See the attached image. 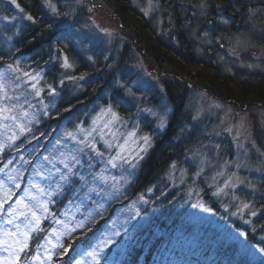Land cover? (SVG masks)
Returning a JSON list of instances; mask_svg holds the SVG:
<instances>
[{"label":"trees","instance_id":"16d2710c","mask_svg":"<svg viewBox=\"0 0 264 264\" xmlns=\"http://www.w3.org/2000/svg\"><path fill=\"white\" fill-rule=\"evenodd\" d=\"M61 1L51 0L60 11L66 3ZM98 1L132 34L134 42L125 43L120 52L106 54L101 43L88 45L87 48L74 47L78 35L75 30L82 25L74 19L68 23L63 17L53 16L51 10L45 6V0H17L24 9L23 12L19 9L17 12L7 0H0V70L7 68L9 64L19 63L24 70L40 72L49 67L46 61L50 52L54 55V49L62 47L76 64L71 74L86 77L78 85L65 81L61 97H50L46 87L41 98H37L39 101L28 97L30 103L35 101L39 105L34 112V119L31 118V122L26 125L32 131L20 134L14 144L5 143L0 150V168L5 171L7 165L19 169V163H23L17 182L25 186L37 157L42 159L43 156L53 153L57 139L63 142L65 132L75 130L74 126L81 120L86 121L97 108L106 107L108 103L115 105V97L124 96L125 89L119 87L120 83L136 89V85L132 83L137 78L133 70L137 60L135 53L146 54L157 68V75L163 74L162 85L160 84L162 96H156L158 90L154 88H140L136 96L142 103L127 98L128 103L116 110L122 118L130 120V125H138L141 133L153 135V147L144 154L136 174L128 177L130 183L123 185L122 198L107 204L103 218L97 217L88 227L96 228L98 224V230L93 231L89 240L77 243V249H89L91 241L103 238L102 234H107L106 229H109L119 231L120 235L113 237V242L104 248L105 255L112 252L120 264H261L264 259L252 254L251 248H264V240H261L264 237V211L256 217L246 212L244 219L226 221L223 217L227 213L220 208L222 199L215 197L211 192L213 187L207 184L209 175L202 173L195 177L193 153L201 149L208 153L207 156H212L215 152L204 134L203 124L191 120L192 89L187 85L190 79H197V75L186 70L191 67L206 70L210 79L214 80L207 81L206 89L218 96L235 100L249 94L255 100L264 99V73H245L242 70L229 74L219 70L211 50L201 42L217 36L214 32L217 26L208 28L204 24L202 14L191 6V1L194 0H162L163 5L170 11L171 20L168 25L163 23L158 29L150 19H145L131 7L132 0ZM204 1L205 6L199 10L212 11L213 15L218 16L216 9L210 7L209 2L212 0ZM225 7V12H219V15L225 20L228 19L226 22L229 31L233 27L232 20L239 11L227 2ZM243 9L244 5L240 8L241 16ZM26 15H32L36 23L24 19ZM5 16L9 17L8 21L3 19ZM68 24L72 26L71 33L63 28V25ZM62 33L70 38L59 39L58 43ZM89 56L93 57V61L88 60ZM106 56L110 59L106 60ZM53 76L56 77L57 90L61 91L59 80L62 77L58 72L50 71L44 80L51 83ZM25 88L22 86L17 92L13 82L9 81V93L16 92L15 95L20 96V90ZM162 100L171 110L168 113L170 128L166 135H155V121L149 125L147 121L150 119L144 114L138 115L137 109L145 106L157 107ZM40 101L47 105L46 109L42 108ZM65 107H71V111L65 112ZM180 127L187 130L183 142L173 135ZM33 134L39 138L38 143L33 139ZM254 138L264 151V132L256 133ZM66 143L69 149L73 147V142ZM226 153L230 154V150L222 143L217 156L221 157ZM3 162L6 163L1 167ZM172 163L177 165L174 172L170 169ZM184 168L187 173L178 176L179 169ZM118 171L119 168L112 169L115 175H119ZM123 176L127 177L128 173L125 171ZM261 176L259 174L258 178L256 176L252 180L253 184L259 186V191L250 193L247 188L241 187L233 193L240 201L254 200L255 207L252 210L264 205V181ZM10 187H13L14 192L19 191L12 185ZM149 188L151 192L148 191ZM191 189L195 194L189 197L187 191ZM141 196L148 201L147 204L140 201ZM65 202L59 203V206ZM196 202H203L212 210V215L216 217L214 223L206 219L189 218L195 210L192 205ZM133 209L139 210L140 216L132 220L131 224H125L124 221L129 215H135ZM246 220L248 223H245ZM113 222H116L117 227L110 229ZM132 225L136 226L135 230ZM125 227L131 233L132 239L126 240ZM230 230L238 233L239 239L232 236ZM241 232L246 233V237L239 235ZM119 248H123V255L118 251ZM56 262L58 261L55 257L53 264H58Z\"/></svg>","mask_w":264,"mask_h":264},{"label":"snow or ice","instance_id":"6c2138e0","mask_svg":"<svg viewBox=\"0 0 264 264\" xmlns=\"http://www.w3.org/2000/svg\"><path fill=\"white\" fill-rule=\"evenodd\" d=\"M9 3L19 9L20 12L24 11L17 0H9ZM45 6L51 10L53 16L68 18L83 10L84 4L83 0H72L71 12L58 10L51 0H45ZM204 6V4L200 5L201 8ZM159 8V0H147V8L142 9V11L145 16H148L157 12ZM23 18L33 24L36 23L32 15H26ZM3 19L8 21L9 17L5 16ZM12 19L15 18L13 17ZM63 28L69 33L73 31L70 24L63 25ZM98 28V25L92 24L88 26L87 30L76 29L75 33L78 35L73 46L87 48L88 45L97 43L96 30ZM102 31L104 36L111 35L107 30ZM65 38L70 37H66L62 33L58 38V43L59 39ZM236 44L238 45L239 41ZM235 46L233 47L235 48ZM54 53L53 55L50 52L49 59L46 61L49 67L42 69L40 72L24 70L19 63L15 65L9 64L4 72H0V124L3 125L6 132L12 126L19 128L21 135L24 132L32 131L26 125L19 123L20 120L29 117V113L24 110V104L20 102L21 99L29 108H32L28 97L34 94L36 98H39L45 92V87L50 97H61L65 81H72L78 85L79 81L86 79L85 75L76 76L71 74L76 68V64L65 53L64 48L57 47L54 49ZM105 59L108 60L110 57L106 56ZM88 60L93 61V57L89 56ZM108 66L111 67V65ZM249 67H252V65H249ZM50 71L58 72L62 77L59 80L61 91L57 90L55 76H53L51 83L44 80V77ZM6 81H12L16 89H21L22 85H27L31 91L22 90L20 96L10 95ZM119 87L125 89L124 96L115 97V105L108 103L106 107L102 106L93 118L91 128L85 130L78 125L75 131L64 133L63 142L61 139H57L56 150L49 155L43 156V163L34 168L31 176L28 177L27 186H22L21 183L17 182L20 176L19 170H17L15 176L5 173L4 178L0 179V252L5 253V255L0 256V264H53L54 258L57 256L61 259L62 264H100L102 258L106 260V264H120V261L114 257H101L104 248L113 242L112 238L120 235L119 231L106 229L107 234H102L103 238L98 239L95 243H90L88 245L89 250L86 252L77 249L76 245L79 241L69 243L74 234L82 233L97 217L103 218L104 212L107 210V204L122 198L123 185L130 183L128 177L136 174L139 162L143 160L144 154L153 147L154 136L148 134L138 136V125L134 127L133 131L128 132L127 136L120 133L117 126L124 125L126 121L116 110L118 107L128 103L127 98H132L137 100L138 103H142V100L136 96V92L140 88L152 90L153 85L148 81L137 78L135 90L124 83H120ZM40 103L42 108H47L43 101H40ZM216 107L220 106L216 105ZM159 109L157 111L153 107H138L137 114H146L147 117H151L152 120L147 121L149 125L153 121L156 122V126L153 129L155 135H166L170 128L168 112L171 110L166 103L160 104ZM64 111L70 112L71 107H65ZM199 115L198 112L193 119H199ZM186 131V128L180 127L178 131L173 133L174 138L183 142ZM228 131L231 134L232 130L229 129ZM78 133L81 135H78ZM93 133L99 134L102 138L104 136L110 137L104 143L109 153L113 154H110L106 160L104 159V153L97 150L95 146ZM216 135H220V133H216ZM17 139L18 137L15 133L8 137V140L12 141L13 144ZM33 139H36L37 143L39 142V138L34 134ZM234 140L236 147L241 150V155L245 159H250V152L256 149L255 143L247 142V137L242 141L240 136H236ZM67 141L73 142L72 148L69 149L67 147ZM130 145H134V147ZM216 147L219 148L220 146L216 145ZM256 150L258 151V158L264 156V152ZM195 155L202 156V153L197 150ZM21 160H23V157H21ZM208 163L209 160L206 157L202 158L200 160V170L196 175H200L204 171V166H207ZM100 164H103L104 167L100 171H96ZM228 164L229 162L225 161V166ZM47 165H51V167H47ZM235 166L238 169L246 167L243 162H237ZM109 167L111 169L124 168L128 176L122 175L119 179L116 176L109 177L105 175ZM170 169L171 172L176 171L177 165L172 163ZM255 170L261 171L260 168ZM0 172H4V169L0 168ZM171 172L169 173L170 175ZM224 176L225 172L218 171L216 176L212 177V180L215 182L217 177ZM261 179L264 181V174H262ZM41 181L44 183H41ZM10 185L19 191L14 192L13 187H10ZM241 186L246 187L250 193L259 191V186L249 180L241 179L237 173L233 172L223 180V187H216L213 195L226 196L228 195V190ZM148 191L151 192V188ZM20 192L23 195H20ZM194 194L191 191L188 193L189 197ZM233 199L237 200L238 197L233 195ZM65 200L67 203L64 204V211L57 209L55 213L51 212L50 205L58 204ZM140 201L144 204L148 203L143 196L140 197ZM192 207H199L201 211L206 213H211L212 211L203 203L193 204ZM236 207L237 210L231 213L233 216H243L245 211H247L250 216L256 217L264 211V205L261 208L252 210L255 207L254 200L251 202L240 201ZM133 210L135 215H129L124 221L125 224H131L132 220L140 216L139 210ZM57 213L62 219L56 218ZM77 217L80 218L77 219ZM49 218H51L53 224L60 227H52L50 231L42 228L41 221ZM104 223L107 225V220ZM245 223H248V221L246 220ZM116 227V222L109 226L110 229H115ZM132 227L135 230L136 226L132 225ZM98 228L99 225L97 224L93 231L98 230ZM124 231L126 240L132 239V235L128 233L126 227ZM42 233L43 238L41 240ZM239 235L246 237V233L243 232ZM87 239L88 237L85 236V240ZM261 240H264V237H261ZM33 243L34 252L32 247H30ZM118 251H121L123 255V248H119ZM74 252L76 255H73ZM256 252L264 256V248H256ZM77 256L80 258L78 259ZM85 256L89 258L88 261L84 259ZM261 264H264V261H261Z\"/></svg>","mask_w":264,"mask_h":264},{"label":"rangeland","instance_id":"374dc122","mask_svg":"<svg viewBox=\"0 0 264 264\" xmlns=\"http://www.w3.org/2000/svg\"><path fill=\"white\" fill-rule=\"evenodd\" d=\"M7 1L9 2V0ZM63 2L66 3L62 5L61 7L62 11L71 12L72 0H66V1L62 0L61 3ZM226 2L228 4H231V6L235 10L239 11L236 14L237 16L232 20L233 27L229 31L226 22L228 19L225 20L221 18L219 15V12H225ZM191 3H192L191 6L194 7L195 10L198 11V13L202 14L203 22L205 25L208 26V28L212 26H217L214 31L216 32L217 36L213 37V39H209V41L205 40L204 42L203 41L201 42L203 45H205L206 48L209 47L208 50H211V55H213L214 60L219 65L218 67L220 71L229 74H234L242 70H244L245 73H251V72L264 73V0H212L209 2L210 7H212L211 9L214 10L216 9L215 12L218 13L217 14L218 16H215L216 14L213 15L211 13L212 11L207 12L206 10H204L203 12H201L199 10L201 9L200 5L205 4L204 0H194V2L191 1ZM83 4H84L83 10L79 11L77 14L71 17L68 18L63 17V19H65L68 23H70L74 19V21H77L79 24L82 25L80 28L81 30H87L88 26L92 24L98 25L99 28L96 30L97 39H98L97 44L98 43L102 44L106 54L114 53V51L120 52V50L123 48L125 43L127 44L128 42H132V43L134 42L132 40V34L130 30L128 28H125L124 25H122L116 19V16L109 9H107V7L100 4L98 0H83ZM131 4H132L131 7H133L134 10L137 11V13L141 14L145 19L146 18L150 19V21L157 27V29L160 28L161 25H163V23L164 24L166 23V25H168L169 20H171L170 11L167 7L163 5L162 0H159V4H160L159 10L148 16H145L144 12L142 11V9L147 8V0H132ZM242 5H244V9L242 11V16L244 15L243 17L240 15L241 13L240 8ZM11 6L17 12H19L18 9L15 8V6L13 5ZM89 9H91V11H89ZM232 12L235 13V11ZM212 19H215L214 20L215 22H212ZM102 30H107V32L111 33V35L104 36ZM237 41H239L238 45L236 44ZM234 45H236L235 48L233 47ZM113 47H115L114 50ZM135 55L137 57V60L135 62V65L133 66L134 69L133 68L132 69L137 74V78L151 83L153 85V88L155 90H158L156 91V96L158 97L162 96V90H161L162 87H160V84L162 85L161 82H162L163 74L157 75L158 73L157 68L155 67L154 64H152L151 59L149 60V57L146 54L139 53L137 55V53H135ZM249 65H252V67H249ZM6 69L7 68L0 70V72H4ZM186 71L191 72V74L197 75V79L189 78L190 82L187 85V87H190L192 89V92L190 91L191 92L190 101L192 108L191 120L193 122H197V123L200 122L203 124L202 128L204 127V134L207 136L206 138L210 142L211 149L216 153V154L214 153L212 156H207L208 153L206 151L199 149L200 153H202V156H197L195 155L196 152H194L192 155L193 163L195 166L194 171H196L197 173L200 170V160L202 158L206 157L209 160L208 165L204 166V171L202 173H207L209 175V180L207 184L213 187L211 191L212 193L216 191L217 186L223 187V180L226 179L227 176L231 175L233 172L237 173L241 179L249 180L252 183L253 178H256V176L258 178L259 174H263L264 172V156L258 158V151L256 149H258L260 152H264V151H262V148L256 143V140L254 138L256 133L264 132V99L260 98L255 100V98L250 94L246 95V97L239 96V98L236 100L233 98H227L225 96H218L206 89L205 85L208 84L207 82L208 80L210 82H214L213 79H210L209 72L199 67H191L189 70ZM137 78L132 82L134 85H136ZM185 78L188 79L187 76ZM6 84H8L7 87L8 90L9 81H6ZM22 86L26 87L25 88L26 91H31L29 86H25V85ZM16 90L18 92L19 89ZM21 92L22 90H20V93ZM9 94L15 95L16 92ZM30 98L36 99L37 101L40 100L37 99L34 96V94L30 96ZM20 102L24 104V110L27 111L30 114V116L27 119L20 120L19 123L27 125V123H29V120H31V118L32 120L34 119L33 116L34 112L38 109L39 105L37 104V102L33 101L31 103L32 108H29L28 105L24 103L22 99ZM162 103H164V100H162L160 104ZM159 105L153 108L159 111L160 110ZM216 105H219L220 107H216ZM100 108L101 107L97 108L96 110H94V112L90 113L91 116L87 118L86 121L81 120L80 122H78L77 125L74 126L75 130L78 125L84 128L85 130L91 128L92 120L96 116L97 112H99ZM198 112L200 114L199 119L194 120L193 117L196 116ZM144 115L146 116V114ZM148 118L150 120L152 119L151 117ZM123 119L126 121V123L124 125H118L117 128L119 129L120 133H123L124 136H127V133L133 131L136 125H134L135 123H132L130 125L129 124L130 120L125 118ZM229 129L232 130L231 134L228 131ZM13 133H15L17 137L21 134L19 128L15 126L10 127L6 132L3 125L0 124V150L4 147L6 142L9 143L12 142L8 140V137L11 136ZM216 133H220V135H216ZM144 134L147 133L145 132L141 133L140 131H138L137 133L138 136H142ZM78 135L81 134L78 133ZM93 135L95 137V146L97 150L104 153L105 155L104 158L106 160L110 154H113V153H109L104 143L105 140L110 139V137L104 136L102 138L97 133H93ZM236 136H240V139L242 141L244 140L245 137H247V142L255 143L256 149H253L250 152V159H245L241 155V150H239L236 147V142L234 140V137ZM219 140L222 142L220 143ZM222 143H224L227 150H230V154L226 153L224 156L219 157L217 156V151H219V148L222 146ZM216 145H219L220 147L217 148ZM130 146L134 147V145H130ZM225 161L229 162L227 166H225ZM237 162H243L246 165V167L238 169L235 166ZM5 163L6 162H3L1 167H3ZM42 163H43V158L39 160L37 159L33 169L29 172L28 177L31 176L34 168L41 165ZM21 166H23V163H19V169H15L10 166H7L4 172L14 176L16 175L17 170L20 171ZM47 167H51V165H47ZM103 167L104 165L101 166V168ZM257 168H260L261 171H256L255 169ZM100 169L98 171H100ZM218 171L225 172V176L217 177L216 181L214 182L212 180V177L216 176ZM4 172H0V179L4 178L5 175ZM118 173L119 175H115L114 172H112V169L109 167L105 175L109 177L116 176L117 179H119L125 173L124 168H119ZM186 173L187 171L185 168L183 170L179 169L178 176L179 175L181 176L183 174L185 175ZM200 175H196L195 177H199ZM28 177L25 186H27ZM204 181L206 182L205 179ZM41 183L44 182L41 181ZM238 188L228 190V195L226 196L214 195L219 200L222 199L220 208L221 211L227 213L223 217L226 221L230 219V221L234 222L238 219H244V215L247 212L245 211L243 216H233L231 214L232 212H235L237 210L236 205H238L240 202L239 199L237 200L233 199V195H235L233 194L235 193L234 190ZM191 192H193V189H191ZM187 193H189V191H187ZM231 194H232V198H231ZM20 195H23V193L20 192ZM66 203L67 201L64 204ZM199 203H203V202H196L195 204H199ZM49 207L51 212L53 213H55L57 209H60V211L65 210L64 205L59 206V203L50 205ZM56 218L62 219V217H60L58 213L56 215ZM189 218L191 220L206 219V220H210L213 223L216 221L215 215H212V213L203 212L199 207L195 208L193 214L191 213V216ZM41 227L50 231L52 227L58 228L60 226L53 224L51 222V218H49L47 220L41 221ZM93 229L95 228H86L82 233L79 234L77 233L73 235L69 243H72L74 241L84 242L85 236H87L88 237L87 240H89L93 232ZM230 234L234 237H237L238 235V233H233L232 230H230ZM42 238H43V233L41 234V240ZM96 241L97 239H94L91 241V243H95ZM30 247H32L34 252V243L31 244ZM85 249H82V251L86 252L89 250V249L87 250ZM105 253L106 250L105 251L103 250V252L101 253V257H114V254L112 252H109V254L106 255ZM251 253L256 254L264 259V256H261L258 252H256L255 248H251ZM3 255H5V253L0 252V256ZM56 258L58 261L56 263L62 264L61 259L58 256ZM77 258L79 259L80 257L77 256ZM84 259L86 261L89 260V258L86 256L84 257ZM100 264H106V260L102 258L100 260Z\"/></svg>","mask_w":264,"mask_h":264}]
</instances>
